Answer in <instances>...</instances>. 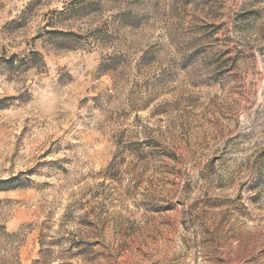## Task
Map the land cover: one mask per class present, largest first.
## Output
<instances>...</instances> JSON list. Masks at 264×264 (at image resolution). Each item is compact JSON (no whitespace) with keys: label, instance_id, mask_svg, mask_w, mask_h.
<instances>
[{"label":"rangeland","instance_id":"374dc122","mask_svg":"<svg viewBox=\"0 0 264 264\" xmlns=\"http://www.w3.org/2000/svg\"><path fill=\"white\" fill-rule=\"evenodd\" d=\"M1 224L20 264H264V0H0Z\"/></svg>","mask_w":264,"mask_h":264},{"label":"trees","instance_id":"16d2710c","mask_svg":"<svg viewBox=\"0 0 264 264\" xmlns=\"http://www.w3.org/2000/svg\"><path fill=\"white\" fill-rule=\"evenodd\" d=\"M17 187H5L2 190L15 189ZM18 235L6 231L4 225H0V264H20Z\"/></svg>","mask_w":264,"mask_h":264}]
</instances>
